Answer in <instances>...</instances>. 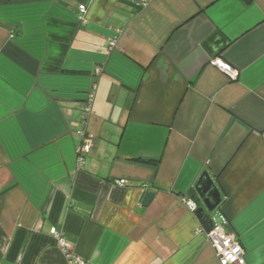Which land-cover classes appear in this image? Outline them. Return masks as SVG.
<instances>
[{
  "label": "crops",
  "instance_id": "obj_1",
  "mask_svg": "<svg viewBox=\"0 0 264 264\" xmlns=\"http://www.w3.org/2000/svg\"><path fill=\"white\" fill-rule=\"evenodd\" d=\"M132 1L0 0V264H68L52 228L85 264H218L204 171L264 264V0Z\"/></svg>",
  "mask_w": 264,
  "mask_h": 264
},
{
  "label": "built area",
  "instance_id": "obj_2",
  "mask_svg": "<svg viewBox=\"0 0 264 264\" xmlns=\"http://www.w3.org/2000/svg\"><path fill=\"white\" fill-rule=\"evenodd\" d=\"M150 0H133L132 3L141 8L147 5ZM87 13L85 5L78 7V21L84 22ZM116 46V39L109 41V48L113 49ZM209 65L218 69L229 78L236 76V71L226 64L221 58H213L209 61ZM95 85L86 93L83 103L82 116L80 123L82 127L75 131L76 137L79 139L80 144L77 148V163L81 166L84 158L91 152L93 145V137L87 131L86 124L91 112V105L94 98ZM118 185L124 186L127 184L125 180H119ZM146 186H144V189ZM182 202L190 213L195 214L199 205L189 198L181 197ZM211 224L209 230L206 232V237L210 246L213 248L218 264H246L245 263V250L240 244L238 237L229 228L228 219L219 211L214 210L211 215ZM51 234L57 247H59L67 259L68 264H85V262L71 251L65 242V239L60 231L56 228L51 229Z\"/></svg>",
  "mask_w": 264,
  "mask_h": 264
},
{
  "label": "water",
  "instance_id": "obj_3",
  "mask_svg": "<svg viewBox=\"0 0 264 264\" xmlns=\"http://www.w3.org/2000/svg\"><path fill=\"white\" fill-rule=\"evenodd\" d=\"M195 191L202 203V206L197 208L195 214L201 220V224L207 232L211 224L210 215L214 210L219 208L222 203V195L217 184L207 171H204L199 177L195 184ZM154 196L155 193L153 191L144 190L141 200L142 204H149Z\"/></svg>",
  "mask_w": 264,
  "mask_h": 264
},
{
  "label": "trees",
  "instance_id": "obj_4",
  "mask_svg": "<svg viewBox=\"0 0 264 264\" xmlns=\"http://www.w3.org/2000/svg\"><path fill=\"white\" fill-rule=\"evenodd\" d=\"M198 204V203H197ZM199 205V204H198Z\"/></svg>",
  "mask_w": 264,
  "mask_h": 264
},
{
  "label": "rangeland",
  "instance_id": "obj_5",
  "mask_svg": "<svg viewBox=\"0 0 264 264\" xmlns=\"http://www.w3.org/2000/svg\"><path fill=\"white\" fill-rule=\"evenodd\" d=\"M85 100V99H84Z\"/></svg>",
  "mask_w": 264,
  "mask_h": 264
}]
</instances>
